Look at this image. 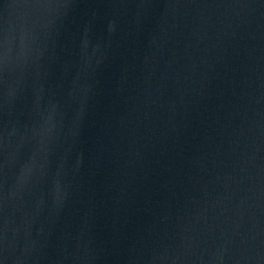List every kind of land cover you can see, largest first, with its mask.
<instances>
[{
  "label": "water",
  "instance_id": "1",
  "mask_svg": "<svg viewBox=\"0 0 264 264\" xmlns=\"http://www.w3.org/2000/svg\"><path fill=\"white\" fill-rule=\"evenodd\" d=\"M0 264H264V0H0Z\"/></svg>",
  "mask_w": 264,
  "mask_h": 264
}]
</instances>
